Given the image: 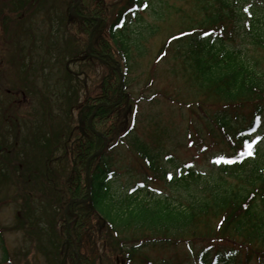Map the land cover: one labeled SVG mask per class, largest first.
Here are the masks:
<instances>
[{"label": "rangeland", "instance_id": "1", "mask_svg": "<svg viewBox=\"0 0 264 264\" xmlns=\"http://www.w3.org/2000/svg\"><path fill=\"white\" fill-rule=\"evenodd\" d=\"M122 1L102 0L106 22L100 19V24H95L98 33L94 32L91 46L101 53L97 46L108 44L113 51L114 65L119 64L125 73L124 87L118 95L125 102L119 108L118 122L122 129L126 127L133 116L132 108L138 107L131 134L144 141L148 149L155 148L172 157V161L163 162L171 180H149L139 169L134 153L125 146L117 148L113 160L120 175L112 182V197L96 207L104 221L94 215L88 222L91 234L82 250L84 255L98 253L101 264H122V250L155 235L145 229H121L130 219L127 199L136 185L145 183L150 192L132 197L142 196L147 202L157 198L156 202L175 206L191 200L206 184L249 188L244 176L253 165L264 176V115L260 130L251 137L255 159L240 179L231 176L230 170L224 172L223 168L232 167L236 150L218 130L208 126L207 117L215 110L216 99L198 89L200 82L174 56L171 45L161 53L162 44L170 37L205 26L206 14L199 0L146 2L144 10L129 18L119 34V41L128 47L127 60L126 55L116 54L106 35L107 23ZM241 2L245 10L249 5ZM75 3L76 0H0V264H5L3 248L10 264L59 263L57 256L65 235L64 192L75 183L74 178L64 180L72 167L64 146L74 138L73 150L77 148L83 125L78 124L79 109L87 96L100 92L107 76H114L115 70L94 59L86 60L90 30L70 20ZM81 3L92 10L98 0ZM258 17L264 28V9ZM226 47L239 50L251 67L264 74V54L247 38L227 43ZM74 162L77 175L79 161ZM187 165L200 179L175 184L178 168ZM214 222L211 219L208 227H213ZM204 226H200V233L206 229ZM200 245L198 241L192 243L195 251ZM188 252L185 244L175 241L161 247L149 244L136 251L130 264H192ZM243 260L244 256L239 264Z\"/></svg>", "mask_w": 264, "mask_h": 264}, {"label": "trees", "instance_id": "2", "mask_svg": "<svg viewBox=\"0 0 264 264\" xmlns=\"http://www.w3.org/2000/svg\"><path fill=\"white\" fill-rule=\"evenodd\" d=\"M148 1L123 0L107 23L106 35L119 57L126 55L125 59H128V47L119 41V34L127 20L142 12ZM203 1L198 2L201 10L206 14V27L194 28L170 37L162 44L161 53L171 45L174 56L179 57L185 69L187 67L191 69L194 80L200 82L198 89L216 99L217 105L213 107L215 110L207 117L208 126L218 130L226 143L236 150L230 163L232 167L223 168V171L230 170L231 176L240 179V174H244L246 166L255 159L251 137L262 125L264 74L257 72L254 66L251 67L239 50L227 48L226 45L239 38H247L251 45L264 54V28L258 17V13L264 9V0ZM241 1L249 5L245 10ZM103 11L102 0H98L97 7L91 11L88 4L81 3L76 9V14L85 15L92 20L82 21L78 17H71L70 20H76L83 30L88 31L98 19L106 22ZM96 31L95 34L98 33ZM97 48L101 53L94 49L96 55L113 58V51L108 44ZM86 60L91 61L89 57ZM113 75L104 79L98 94L85 98L80 108L83 128L86 127L87 119L97 104L118 102V77L114 71ZM152 100L150 98V101ZM124 102L125 99L114 108L101 107L91 121L92 128L103 134L108 139V144L100 156L90 162L91 203L76 204L70 209L69 217L73 221L70 226L71 240L80 255L81 264H101V256L98 253L91 251L89 255H84L82 250L91 234L89 232L92 228L88 222H92L94 215L102 219L96 212V207L102 206L112 197V182L120 175L114 168L113 160L119 146H125L132 154L134 153L135 159L140 163L139 169L143 174H147L149 180L152 177L154 180L155 178L165 179L167 182L171 180L169 172L163 167V162L172 161V157L155 148L149 147V150L144 141L131 134L137 106L132 108L134 112L129 124L123 129L120 126L119 108ZM84 131L75 150H73L74 138L64 146L65 152L69 151L67 162L72 166L71 171L65 173L64 180L68 182L70 178L75 180V183L72 180L74 183L72 186L65 189L66 201L75 198L86 199L85 160L103 147L102 138L87 129ZM251 154L254 156L252 159ZM75 160L79 161L77 175L73 167H76ZM178 171L180 173L179 177L174 178L175 184L180 185L182 180L187 184L200 179L190 165L178 168ZM246 172L244 178L249 188L234 189L219 184H206L204 188H200L199 194L192 196L191 200L175 206L170 202L166 204L161 201L156 202L157 198L150 199V201L154 200L153 202H147L141 195L140 198L132 197L139 192H147L148 187L145 183L136 185L130 194L131 197L127 199L126 210L130 219L125 222L124 228H120L125 231L131 228L145 229L155 235L151 239L137 242L129 249L126 248V251L122 250L125 253V261L122 264H130L136 251L149 244L161 247L171 241L185 244L192 264H239L242 256L244 260L241 264H251L252 261L256 264H264V176L255 165ZM152 203L155 208L151 207ZM211 219L215 220V224L209 228L207 224ZM108 224L110 228L113 227ZM203 225L206 229L200 233L199 228ZM65 239L64 235L62 250L57 256L58 264H75L72 250H66ZM196 241L201 242L202 245L195 251L192 243ZM2 263L10 264L4 248Z\"/></svg>", "mask_w": 264, "mask_h": 264}, {"label": "water", "instance_id": "3", "mask_svg": "<svg viewBox=\"0 0 264 264\" xmlns=\"http://www.w3.org/2000/svg\"><path fill=\"white\" fill-rule=\"evenodd\" d=\"M80 0H77V3L79 2ZM77 3L72 7V9H74L75 7H76V5H77ZM72 9H71V13H72ZM94 29H95V27L90 31V34H89V37H88V45H87V49L89 50V51H92V47H91V38H92V33H93V31H94ZM115 70L118 72V74H119V77H120V82H119V85H120V89L122 90L123 89V76H122V73H121V70H120V67L119 66H116L115 67ZM121 97V96H120ZM101 106H108L107 104H99V105H97L96 107H95V109H94V111H93V113L91 114V116H90V118H89V120H88V127L90 128V121L94 118V116L96 115V113H97V111L99 110V108L101 107ZM111 107H113L114 105H110ZM91 129V128H90ZM91 131L96 135V136H98V137H103L101 134H99L98 132H96V131H94L93 129H91ZM106 144V140H105V143H104V145ZM101 151L102 150H100V151H97V152H95L93 155H91L87 160H86V162H85V174H86V178H87V188H88V192H87V194H88V198H87V201L88 200H90V178H89V169H88V163H89V161L92 159V158H95V157H97V156H99L100 155V153H101ZM83 202H85V201H83V200H71V201H69L68 202V204L66 205V208H65V217H66V213H67V211H68V209H69V207L71 206V205H73V204H75V203H83ZM68 236H69V233H68V223H67V221H66V238H67V243H68ZM78 259H77V263H78Z\"/></svg>", "mask_w": 264, "mask_h": 264}, {"label": "flooded vegetation", "instance_id": "4", "mask_svg": "<svg viewBox=\"0 0 264 264\" xmlns=\"http://www.w3.org/2000/svg\"><path fill=\"white\" fill-rule=\"evenodd\" d=\"M90 11H91V8H90ZM90 14H92V13H90ZM83 17H86L85 15H83ZM92 19V18H91ZM85 21V20H84ZM94 23V22H93ZM109 62V61H108ZM80 117V109H79V111H78V113H77V118H79ZM78 124L79 125H81V120H78ZM83 129H86V127L85 128H83ZM79 131L81 132L80 134H82V128L80 127L79 128ZM83 133H85V131H83ZM79 148V147H78Z\"/></svg>", "mask_w": 264, "mask_h": 264}]
</instances>
